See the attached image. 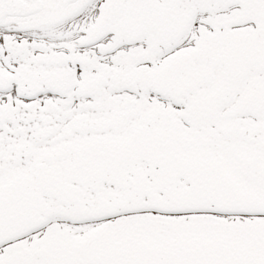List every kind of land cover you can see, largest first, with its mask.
<instances>
[{"label": "snow or ice", "instance_id": "1", "mask_svg": "<svg viewBox=\"0 0 264 264\" xmlns=\"http://www.w3.org/2000/svg\"><path fill=\"white\" fill-rule=\"evenodd\" d=\"M0 264H264V0H0Z\"/></svg>", "mask_w": 264, "mask_h": 264}]
</instances>
